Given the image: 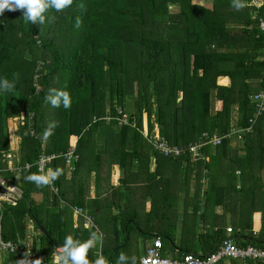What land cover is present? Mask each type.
Listing matches in <instances>:
<instances>
[{
	"label": "trees",
	"instance_id": "obj_1",
	"mask_svg": "<svg viewBox=\"0 0 264 264\" xmlns=\"http://www.w3.org/2000/svg\"><path fill=\"white\" fill-rule=\"evenodd\" d=\"M203 1L74 0L61 12L50 9L45 15L55 19L43 25L25 23L21 10L0 15V78L13 80L18 74L14 90L0 92V154L12 149L9 120L18 118L20 163L32 165L15 175L0 162V177L21 190L16 205L3 203L0 208L4 240L31 237L33 248L46 255L53 246H62L68 234L87 240L94 230L74 220L73 208L88 213L98 209L89 198L90 174L95 173V197L104 192L112 165H118L125 178L134 161L148 178L164 179L162 188L164 181L177 188L176 177L161 169L148 172L155 157L159 166L169 163L171 172L177 167L174 174L186 164L184 193L194 172V195L187 198L195 206L191 217L217 228H207L202 236L213 244L208 253L221 246L227 228L237 247L264 250V111L251 98L264 90V35L259 28L264 0L257 1L259 6L256 0H246L241 10L231 7V0ZM173 5L178 11L169 10ZM52 87L70 92L69 109L45 103ZM122 114L128 116L127 124H119ZM52 121L58 125L53 134L40 139ZM232 127L241 130L236 147L225 137ZM144 132L184 149L203 143V160H193L187 152L176 159L164 157L153 150ZM207 138H220L221 143L213 147ZM69 147L78 155L69 179L63 158L46 167L64 170L54 181L56 193L24 179L37 172L40 155L62 154ZM204 173L207 188L201 200ZM149 189L151 211L156 212L162 205L153 200L152 185ZM217 206L222 213L213 212L211 219L209 212ZM135 225L133 217L126 218V237L129 226ZM120 247L102 246L100 254L116 264ZM95 253L89 250L90 263ZM23 257L3 255L0 264H16ZM240 262L225 259L217 264Z\"/></svg>",
	"mask_w": 264,
	"mask_h": 264
},
{
	"label": "crops",
	"instance_id": "obj_2",
	"mask_svg": "<svg viewBox=\"0 0 264 264\" xmlns=\"http://www.w3.org/2000/svg\"><path fill=\"white\" fill-rule=\"evenodd\" d=\"M219 83L225 84L226 80H220ZM232 147H236V145L232 144ZM16 149H19V143ZM201 160H203V158H201ZM169 165L170 164L167 163L164 166H159L156 158L152 157L148 163V172L154 173L156 169H161L163 174L171 176V179L176 177V182L179 184L177 188H170V184L166 183V181H164V188H162L160 181L164 179L159 176L156 177L155 180L148 178L146 172L142 169L139 170V164L134 161L132 164V173L125 174V178L120 167L118 165H112L110 167L108 180L103 183L104 192L99 197H95V173L92 172L90 174L89 198L97 202L99 207L96 210L92 207L89 213L86 209L85 210L92 218L96 229L102 234L105 243H110L111 249L119 245L122 246L120 249H130V244L132 242L134 244V240H136L133 239L134 236H131V233L136 236V233H138L144 238L142 246L139 245V247H137L139 244L138 241L140 240V238H138L136 241L137 246L134 244L131 248L137 249L136 252L130 253L123 251V253L129 257L128 264L131 263L132 257H135L137 261L142 258L145 255L146 247L149 246L156 237H160L161 239L162 255L169 259H181L182 253L186 252V250L195 254L204 255L208 253L207 250H209V248L213 247V244L211 246L207 243L208 239H204L206 236L202 238V236L206 234L207 228H212V226L210 227L207 224L204 225L203 222L191 217L195 206L189 203L190 200L187 198L193 197L194 190L192 191L190 183L188 192L185 191L186 193H184L182 189L184 176L182 172L186 164L182 163V169L176 174L174 173L177 167L171 172ZM70 171L71 170H66V179L70 178ZM192 180L194 181V172L190 177V182ZM194 184L195 181L193 185ZM200 184V197L201 200H203L207 188L205 173L201 178ZM149 185L153 186V200L157 202L167 201V205H162V209L156 212L151 211L152 198L149 195ZM35 199L39 200V197H35ZM92 206H94V204H92ZM213 212L218 215L222 213V209L220 206L215 207L213 211L209 212L210 217ZM129 216L135 219L136 225L133 229L129 226V234L126 237L125 220ZM227 219L228 221L230 220L229 215H227ZM74 220L77 222L79 219L74 216ZM257 223H259V221L255 217L254 229L258 228ZM216 229L215 227L214 229L212 228V232L216 231ZM126 242L129 244L128 246H126ZM119 254L118 252L115 255L116 259ZM97 255L98 253L96 256Z\"/></svg>",
	"mask_w": 264,
	"mask_h": 264
},
{
	"label": "built area",
	"instance_id": "obj_3",
	"mask_svg": "<svg viewBox=\"0 0 264 264\" xmlns=\"http://www.w3.org/2000/svg\"><path fill=\"white\" fill-rule=\"evenodd\" d=\"M262 22H264V20H259V28L264 35V29L261 28ZM251 98L254 102H256L260 111H264V90L254 94ZM118 113H121V110H118ZM127 119L128 116L126 114H122L121 118L118 119V122L119 124H127ZM247 131L248 129H246V132ZM240 132L241 130L232 127L225 137L229 139L234 138L232 139V141L236 140V138L241 139ZM143 136L147 138L153 150L164 157L176 159L181 157V155L185 152H187L192 156V158H194V160L203 158L202 154L200 153V149L204 145L203 143L189 145L187 148L184 149L177 146L169 145L164 138L159 137L158 135L147 136L144 132ZM220 141V138L206 139V142L208 144H211L213 147L218 146L221 143ZM14 154L15 153H13L12 149L2 152L0 154V162L5 163L7 165L8 172L13 173L15 175H19L22 171H28L32 165L29 163L21 164L20 160L16 159ZM42 158L44 161L45 169L48 164H50V162H52L53 160L63 158L67 170H71L72 164L78 160V155L76 154L74 147H69L67 151L62 154H42L35 162L37 172L39 170L38 165ZM50 189L53 193H56L57 191L54 186L50 187ZM20 197L21 190L18 187L0 178V208L2 207L3 203H8L13 206L16 205ZM73 214L77 219H81L83 221L84 227L85 224H87V227L85 228L97 231L92 218L88 215L85 209L80 207H74ZM29 228H31V226H29ZM226 232V239L216 251L204 255L185 253L184 255H182L181 259H169L163 256L161 251V239L160 237H156L152 240L151 244L146 247L145 255L137 261V264H217L218 262L225 259H236L241 261L240 264H245L247 260H264V250L255 248L253 246L239 248L235 245L234 240L231 237V234L233 232L231 228H227ZM59 246L60 245L53 246L50 254L46 255L45 252H42L38 248H33L31 237L27 236V238L23 242H12L4 240L1 234L0 224V256L8 254L24 256V254L28 251L29 248L31 250V259H42L43 264H52V252H54ZM99 255L100 253H98L96 258Z\"/></svg>",
	"mask_w": 264,
	"mask_h": 264
},
{
	"label": "clouds",
	"instance_id": "obj_4",
	"mask_svg": "<svg viewBox=\"0 0 264 264\" xmlns=\"http://www.w3.org/2000/svg\"><path fill=\"white\" fill-rule=\"evenodd\" d=\"M74 3V0H0V15H3L6 10L17 11L21 10L22 18L25 23H31L36 25L45 24L46 20H54V17H46V13L50 9H54L57 12H61ZM246 6V0H231V7L236 10H241ZM83 7V5H81ZM81 20L76 18L75 26L79 28ZM261 28L264 29V22L261 23ZM16 78L18 74H14V79L9 80L7 77L0 78V92L8 93L14 90L16 87ZM45 103L50 104L53 108L63 107L69 109L72 105V98L70 92L64 89H57L55 87L49 88L46 96ZM55 121L50 122L44 129L40 139L47 140L52 134L53 130L57 127ZM38 172L31 173L24 177L27 182L35 184L37 188L52 187L54 181H56L62 174L63 169L57 167L47 168L44 167L43 158L38 165ZM87 227V224H85ZM102 234L99 231H92L87 240L81 241L74 239L71 234H68L62 246L56 248L52 252V264H90L88 259V252L92 249L97 242H102ZM31 250L24 254L22 259L16 260V264H43L42 259H31ZM129 257L125 253L121 252L116 259V264H128ZM91 264H109L108 260L101 254ZM131 264H137L135 257L131 258Z\"/></svg>",
	"mask_w": 264,
	"mask_h": 264
},
{
	"label": "rangeland",
	"instance_id": "obj_5",
	"mask_svg": "<svg viewBox=\"0 0 264 264\" xmlns=\"http://www.w3.org/2000/svg\"><path fill=\"white\" fill-rule=\"evenodd\" d=\"M259 3H261V0H256L255 2V4L256 5H258V2ZM194 3H197V4H200V5H202L203 3H204V1L203 0H194ZM259 6V5H258ZM169 10L171 11V12H176V11H178V7L177 6H175V5H173V6H170L169 7ZM219 84V83H218ZM235 109V108H234ZM235 111V110H234ZM233 122L234 121H236L235 120V118H236V114H235V112H233ZM145 123V122H144ZM143 123V124H144ZM19 120H18V118H13V119H10L9 120V128H10V140H11V144H12V148H13V153H15L14 154V156H15V158L16 159H18V160H20V155H19V149H16V147L18 146V143L20 142L19 140H20V138H19V135H18V130H19ZM232 139H234V138H232ZM232 139L230 140V143L231 144H233V145H237V141H240L241 139H237L236 138V140H233L232 141ZM13 160H14V158H13ZM70 173V172H69ZM69 173H67V174H69ZM1 179H3V180H6V179H4V178H2V177H0ZM193 183H194V181L192 180L191 182H190V185H191V187H192V191L194 190V185H193ZM161 202V203H160ZM159 202V204L160 205H167V201H160ZM29 225V224H28ZM137 234V236L136 235H134L133 233H131V236H134V238L133 239H136V240H134V244H136V246H137V243H136V241H137V239L138 238H140V240L138 241L139 242V244H138V246L137 247H139V245L140 246H142L143 245V243H144V238H143V236H141V235H139L138 233H136ZM132 239V240H133ZM127 243V242H126ZM133 242L130 244V247L132 248L133 247ZM129 244L127 243V245L126 246H128ZM102 246L104 247V249H111V244L110 243H105V241H104V239H102V242H97V244L92 248V250L94 251V253L95 254H97V253H99L100 252V250H101V248H102ZM129 249V248H126V249H120L118 252L119 253H121V252H130V253H134V252H136L137 251V249ZM2 257V256H1Z\"/></svg>",
	"mask_w": 264,
	"mask_h": 264
}]
</instances>
